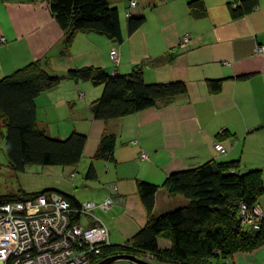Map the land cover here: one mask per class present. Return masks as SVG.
Here are the masks:
<instances>
[{
	"label": "crops",
	"instance_id": "obj_1",
	"mask_svg": "<svg viewBox=\"0 0 264 264\" xmlns=\"http://www.w3.org/2000/svg\"><path fill=\"white\" fill-rule=\"evenodd\" d=\"M130 1L114 2L121 12L122 41L78 33L66 48L65 31L49 0H0V79L33 60L47 59L54 74L86 66L126 74L144 64L150 84L187 83V95L108 122L94 117L91 104L101 96L103 86L91 81L66 78L36 99L39 124L50 135L66 138L73 131L88 135L77 167L50 169V174H63L50 188L80 202L116 197L114 207L102 215L112 244L125 243L147 223L138 192L140 180L161 186L155 207L160 214L187 201L163 187L174 172L209 160H240L242 172L264 171V55L256 52L257 45L264 44V0L239 18L231 13L230 3L235 0H204L208 14L203 18L191 14L192 0H137L133 13L145 14L146 21L129 34ZM185 35H190L191 42L183 48ZM113 49L121 52L118 65L111 60ZM174 52L178 53L175 60L162 59ZM244 75L250 76L240 78ZM209 79H224L222 90L211 92ZM222 130L229 134L219 136ZM106 131L118 137L115 160L95 158ZM217 141L226 153L215 148ZM92 163L95 179L86 176ZM259 203L264 209V196ZM81 221L89 223L85 217ZM161 244L169 242L161 240ZM229 260L230 264H264V245Z\"/></svg>",
	"mask_w": 264,
	"mask_h": 264
},
{
	"label": "trees",
	"instance_id": "obj_2",
	"mask_svg": "<svg viewBox=\"0 0 264 264\" xmlns=\"http://www.w3.org/2000/svg\"><path fill=\"white\" fill-rule=\"evenodd\" d=\"M117 0H49L50 9L65 31V47L69 48L78 33H98L114 40H123L120 8ZM132 1V0H131ZM128 18V33L138 30L146 21L145 14L133 13ZM138 2V1H137ZM233 18L251 13L259 0H235L230 3ZM191 14L203 18L208 14L204 0L189 2ZM178 53L163 56L173 61ZM244 75L240 78H247ZM66 78L91 81L103 86V92L91 108L94 117L108 122L155 107L187 95L185 81L148 83L144 64L130 73H109L101 67L72 68L65 74L49 70L47 59L33 60L0 79V134L5 142L9 166L26 171L31 165L77 167L81 162L88 135L73 131L66 138L50 135L37 116L36 99L42 93L60 86ZM224 79H209L211 92L222 90ZM222 130L219 136L228 135ZM118 137L104 132L95 158L115 160ZM87 178H97L92 163ZM160 185L140 180L138 192L147 211V223L123 244H108L96 257L100 261L115 255L128 254L154 264H230L239 252H253L264 245V218L254 228L243 215V206L252 210L264 196V171L242 172L241 161L209 160L186 170L170 174L163 187L172 196H184L186 202L162 213H156V196ZM44 190L3 195L0 202H13L34 197ZM57 191V190H53ZM60 192V191H57ZM62 193V192H60ZM75 208L82 202L62 193ZM264 211V209L262 208ZM161 240L169 242L163 246ZM103 253V254H102Z\"/></svg>",
	"mask_w": 264,
	"mask_h": 264
},
{
	"label": "built area",
	"instance_id": "obj_3",
	"mask_svg": "<svg viewBox=\"0 0 264 264\" xmlns=\"http://www.w3.org/2000/svg\"><path fill=\"white\" fill-rule=\"evenodd\" d=\"M136 5L137 0H132L131 7ZM190 42V35L183 36L181 47L186 48ZM256 52L264 55V44L257 45ZM110 56L120 64V50L113 49ZM215 148L221 153L227 151L219 141ZM116 201V197L109 196L102 203L86 201L75 208L62 193L51 191L0 202V264H90L111 243L109 228L96 211H110ZM243 215L258 229L264 211L259 205L252 210L244 205ZM83 217L89 223H83Z\"/></svg>",
	"mask_w": 264,
	"mask_h": 264
},
{
	"label": "rangeland",
	"instance_id": "obj_4",
	"mask_svg": "<svg viewBox=\"0 0 264 264\" xmlns=\"http://www.w3.org/2000/svg\"><path fill=\"white\" fill-rule=\"evenodd\" d=\"M54 168H58V166L57 165L43 166L36 164L29 166L26 169V171H20V172L15 171L13 168L9 166V159L5 151V142L0 134V199L3 195L18 193L21 190H24L28 193H33V192L55 189L50 187H55L53 185H57V178L62 180V178H59V176L62 177L63 174H60V172L58 173V176L57 174H50V169H54ZM80 177L84 178L82 175H80L78 177V180L80 179ZM93 202H97V201H93ZM97 203H102V201ZM103 212L104 210L101 209H97L96 211L97 214L99 213L98 216L101 219L103 217L102 216ZM96 257L97 255L93 257V260L91 261L90 264L96 261ZM115 264H134V263L118 262Z\"/></svg>",
	"mask_w": 264,
	"mask_h": 264
},
{
	"label": "water",
	"instance_id": "obj_5",
	"mask_svg": "<svg viewBox=\"0 0 264 264\" xmlns=\"http://www.w3.org/2000/svg\"><path fill=\"white\" fill-rule=\"evenodd\" d=\"M120 260H126V261H130V262H133L136 264H154V263H151L149 261L140 259V258L133 256V255H128V254H120V255L111 256V257H108V258L100 261L97 264H113V263L120 261Z\"/></svg>",
	"mask_w": 264,
	"mask_h": 264
},
{
	"label": "bare ground",
	"instance_id": "obj_6",
	"mask_svg": "<svg viewBox=\"0 0 264 264\" xmlns=\"http://www.w3.org/2000/svg\"><path fill=\"white\" fill-rule=\"evenodd\" d=\"M53 191V190H52ZM71 203V202H70ZM72 204V203H71ZM107 246V245H106ZM105 248V247H104ZM103 254V253H102Z\"/></svg>",
	"mask_w": 264,
	"mask_h": 264
}]
</instances>
